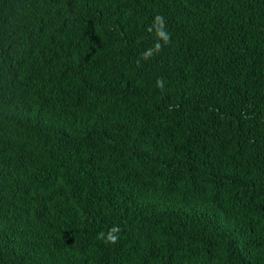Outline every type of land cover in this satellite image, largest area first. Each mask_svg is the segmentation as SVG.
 <instances>
[{"label":"trees","instance_id":"16d2710c","mask_svg":"<svg viewBox=\"0 0 264 264\" xmlns=\"http://www.w3.org/2000/svg\"><path fill=\"white\" fill-rule=\"evenodd\" d=\"M0 264H264V0H0Z\"/></svg>","mask_w":264,"mask_h":264},{"label":"clouds","instance_id":"9594fccd","mask_svg":"<svg viewBox=\"0 0 264 264\" xmlns=\"http://www.w3.org/2000/svg\"><path fill=\"white\" fill-rule=\"evenodd\" d=\"M113 28L117 27L116 23H111ZM166 21L164 20L163 16L161 15H157L154 17V21H153V26L155 28V38H156V43L154 44V46L148 50H146L143 54H142V58L147 60L149 59L153 53H158L159 51L162 50V47L166 44H168L170 42V33H168L166 31ZM153 26L149 27V31L153 30ZM139 63V61L137 62ZM156 85L158 88H163V80L161 78L157 79ZM117 229L113 228L110 229L109 231V235L106 238V242H111V243H115L116 240L118 239V237L116 235H113L112 233L116 232Z\"/></svg>","mask_w":264,"mask_h":264}]
</instances>
